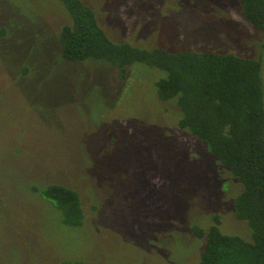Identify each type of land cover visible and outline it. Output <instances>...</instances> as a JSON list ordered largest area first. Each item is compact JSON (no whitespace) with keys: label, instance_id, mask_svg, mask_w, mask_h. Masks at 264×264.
Segmentation results:
<instances>
[{"label":"rangeland","instance_id":"rangeland-1","mask_svg":"<svg viewBox=\"0 0 264 264\" xmlns=\"http://www.w3.org/2000/svg\"><path fill=\"white\" fill-rule=\"evenodd\" d=\"M116 41L261 58L239 0H83ZM61 0H0V264H198L207 229L248 235L239 179L158 96L162 69L63 57ZM264 74V72H263ZM78 191L81 226L40 187Z\"/></svg>","mask_w":264,"mask_h":264},{"label":"trees","instance_id":"trees-1","mask_svg":"<svg viewBox=\"0 0 264 264\" xmlns=\"http://www.w3.org/2000/svg\"><path fill=\"white\" fill-rule=\"evenodd\" d=\"M71 17L62 27L64 58L106 60L125 73L140 62L166 72L157 82L161 100L174 101L182 114L179 125L201 141L221 165L240 180L235 197L238 219L247 222L249 236L224 233L219 215L207 229L198 264H264V70L263 61L235 53L144 47L112 39L96 11L83 0H61ZM245 18L264 33V0H239ZM64 214L65 222L81 226L85 213L78 191L59 183L40 187ZM62 264H91L64 260Z\"/></svg>","mask_w":264,"mask_h":264}]
</instances>
